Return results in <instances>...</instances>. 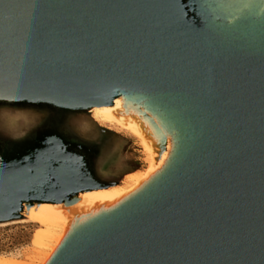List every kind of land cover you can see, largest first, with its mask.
Returning a JSON list of instances; mask_svg holds the SVG:
<instances>
[{
	"label": "water",
	"instance_id": "95a60500",
	"mask_svg": "<svg viewBox=\"0 0 264 264\" xmlns=\"http://www.w3.org/2000/svg\"><path fill=\"white\" fill-rule=\"evenodd\" d=\"M0 93L89 115L135 97L173 143L48 264H264V0H0ZM48 140L0 165V224L115 186L102 146Z\"/></svg>",
	"mask_w": 264,
	"mask_h": 264
},
{
	"label": "rangeland",
	"instance_id": "374dc122",
	"mask_svg": "<svg viewBox=\"0 0 264 264\" xmlns=\"http://www.w3.org/2000/svg\"><path fill=\"white\" fill-rule=\"evenodd\" d=\"M64 108L51 101H18L0 93V165L5 166L3 170L19 165L28 167L30 160L45 148L42 143L49 141V137L53 145L62 143L87 152L88 159L93 158L94 147L102 146L107 152L97 160L98 175L115 186L123 185L126 175L148 169V156L129 131L96 122L92 118L95 108L90 115L85 110ZM104 130L111 134H105ZM166 139L167 153H170L173 143L170 137ZM48 231L46 226L27 217L0 224V257L39 264L40 246L36 241L40 232Z\"/></svg>",
	"mask_w": 264,
	"mask_h": 264
},
{
	"label": "bare ground",
	"instance_id": "6f19581e",
	"mask_svg": "<svg viewBox=\"0 0 264 264\" xmlns=\"http://www.w3.org/2000/svg\"><path fill=\"white\" fill-rule=\"evenodd\" d=\"M92 118L98 123L129 131L142 144L143 151L148 156L149 167L144 172L126 175L123 185L86 191L63 204H25L23 215L49 230L38 234L36 243L40 246L39 264H48L73 232L113 211L139 193L157 176L170 158L167 148L162 145L167 139L161 123L142 108L135 97L122 96L112 106L97 107L92 112ZM53 226L56 230L51 231ZM0 264L35 263L0 257Z\"/></svg>",
	"mask_w": 264,
	"mask_h": 264
}]
</instances>
